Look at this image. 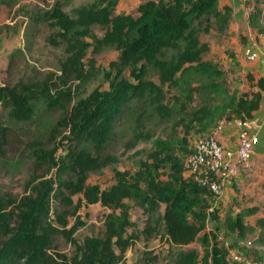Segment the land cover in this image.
<instances>
[{
    "label": "trees",
    "instance_id": "1",
    "mask_svg": "<svg viewBox=\"0 0 264 264\" xmlns=\"http://www.w3.org/2000/svg\"><path fill=\"white\" fill-rule=\"evenodd\" d=\"M119 2L92 0L72 12L56 4L49 13L68 51L62 66L63 84L67 83L66 76L80 82L95 77V54L105 48L117 51L118 58L112 62L117 71L108 90L93 91L70 106L65 105L66 101L71 103L70 89L48 84L42 88L49 104L63 108L60 125L68 130L66 138L73 145L59 158L56 150L40 148L36 152L39 163L48 171L55 169V177H33L29 192L22 196L0 192V264H128L127 251L138 239L126 234L132 225L126 198L134 199L150 215L143 228L148 239L177 248L173 264L264 262V210L257 213L259 209L252 205L246 210L255 214L252 219L246 220L243 211L222 218L211 191L186 170L185 158L165 139L157 138L148 158L133 170H117L108 188L99 190L88 181L91 171L115 162L114 155L103 153L117 137L126 116L150 103L160 118L171 120L172 108L167 105L164 86L182 91L181 82L187 75L204 74L212 79L222 74L216 64L203 60L202 54L209 47L199 39L196 26L203 19H212L224 30L233 15L231 6L221 0H143L136 14L116 13ZM93 24L105 27L102 36L93 32ZM204 29L209 31L210 26ZM150 67L156 70L159 83L147 76ZM127 69L133 78L124 76ZM247 77L251 88L237 97L233 115L217 110L205 91L204 102L177 120L185 127L184 156L193 150L197 138L211 134L222 118L242 114L254 117L263 102L264 75L248 73ZM215 83L211 80L207 86ZM19 86L2 88L5 92L0 97L12 103L11 115L28 119L36 95L28 84ZM194 90H185L189 100ZM173 97L174 101L176 95ZM5 136L6 128L0 121V161L5 157ZM80 141L91 142L94 151H77L74 146ZM78 193L87 202H100L110 209L104 234L87 236L82 243L73 236L77 226L66 228V215L54 206V200L72 203L70 196ZM151 212L158 216L152 219ZM217 219L222 221L219 234L207 230L209 221ZM59 234L75 244L72 255L56 249ZM196 242L200 249L193 245ZM143 258L152 264L158 256L145 251Z\"/></svg>",
    "mask_w": 264,
    "mask_h": 264
},
{
    "label": "rangeland",
    "instance_id": "2",
    "mask_svg": "<svg viewBox=\"0 0 264 264\" xmlns=\"http://www.w3.org/2000/svg\"><path fill=\"white\" fill-rule=\"evenodd\" d=\"M90 1L92 0H0V94L5 92L6 87L21 88L20 83H25L34 88L36 95V99L31 101L33 112L28 119H17L11 115L12 103L9 99L0 97V121L6 128L5 157L0 161V192H12L22 196L29 192V180L33 177L36 176L38 179L55 177V169L48 171L39 163L36 152L40 148L56 150V156L59 158L73 145L66 138L68 130L60 125L63 108L49 104L41 93L45 85H59L61 88L70 89L71 103L65 102L66 106H70L93 91L100 93L108 90L115 79L117 69L112 62L118 58V54L114 48H105L95 54V77L80 82L72 75L66 76L64 78L67 83L63 84L62 66L68 51L64 41L58 36L59 28L53 24L49 13L56 4L67 12H72L73 8ZM142 1L120 0L115 11L136 14ZM245 1L247 4L240 2L245 12L231 18L224 30L218 29L212 19H203L196 26L199 39L209 47L202 54L203 60L216 64L222 70V74L212 79L204 74L187 75L181 82L182 91L176 88L168 90L164 86L167 91V105L172 108L171 120L160 118L150 103H147L144 109L140 108L138 112L126 116L118 127L117 137L110 141L103 153L114 155L115 162L100 170L91 171L88 177L90 183L96 185L99 190L108 188L115 181L117 170H133L141 160L148 158L157 138L169 141L174 152L185 158L181 149L184 145L185 127L176 122L185 116L187 110L202 104L207 96L217 110L224 111L226 115L234 114L233 108L237 97L251 88L247 74L257 76L255 74L261 72L258 66H264V0ZM238 16L240 23L235 20ZM206 25L210 26L209 31H205ZM92 30L98 36H102L105 27L93 24ZM247 47L258 52V59H248L244 53ZM85 67H88L87 64ZM262 73L264 74V71ZM124 76L133 78L130 69L125 71ZM147 76L159 83L156 70L152 67ZM214 79L215 86H207V83ZM192 88L195 89L193 99L189 100L184 92ZM174 95L176 98L173 101ZM259 125L262 137L259 135ZM253 128L257 136L255 147L258 146L254 158L241 169L239 175L228 178L222 196L218 199L214 197V206L218 208L222 218L233 211H243L246 220L252 219L255 214L250 215L246 212L252 205L259 209L257 213L264 210L262 115H257ZM74 148L77 151L85 148L90 153L94 151L92 143L87 141L78 142ZM70 197L72 203L54 200V206L59 213L63 212L66 215V228L77 226L73 233L74 238L82 243L87 236L103 235L105 217L110 209L100 202H87L82 193ZM126 202L130 205L132 220L126 234H134L138 239L127 251L128 264H149L143 258L145 251H151V256L154 254L158 256L152 264H173L177 248L155 238L148 239L149 234L143 232V228L150 215L145 213L134 199L126 198ZM150 214L152 219L158 216L156 212ZM54 221L60 225L57 220ZM221 223L219 219L210 220L207 230L219 234ZM55 242L56 249L68 255H72L76 250L75 244L63 234H59ZM193 245L201 248L198 242Z\"/></svg>",
    "mask_w": 264,
    "mask_h": 264
},
{
    "label": "built area",
    "instance_id": "3",
    "mask_svg": "<svg viewBox=\"0 0 264 264\" xmlns=\"http://www.w3.org/2000/svg\"><path fill=\"white\" fill-rule=\"evenodd\" d=\"M250 60L258 59L259 54L251 47L244 49ZM253 120L246 115L222 118L213 132L200 136L195 147L185 156V168L195 175L200 185L207 187L213 197L223 195L229 177L239 175L247 166L255 153L257 136L251 123ZM233 127L237 134V144L232 146L220 138L225 128ZM244 264H264L263 261L248 260Z\"/></svg>",
    "mask_w": 264,
    "mask_h": 264
},
{
    "label": "crops",
    "instance_id": "4",
    "mask_svg": "<svg viewBox=\"0 0 264 264\" xmlns=\"http://www.w3.org/2000/svg\"><path fill=\"white\" fill-rule=\"evenodd\" d=\"M223 1L224 0H221V2L223 4H227V5L231 6L232 11H233L232 18L235 17V15H238L240 12H243V13L245 12L243 6L240 4V2H243V4H245L246 3L245 0L244 1H242V0L241 1L240 0H225L226 2H223ZM235 20L237 22L239 20V16L237 17V19L235 18ZM237 23H240V22L238 21ZM257 61H260V60H257ZM258 68H260L259 71H261V72L259 74H255V75H257V76L264 75L262 73V71H264V66H258ZM258 114L262 115V118L264 120V96H263V102H262L261 108L254 114V117L251 118L253 120V122L251 123L252 126H254L256 124V118H257ZM253 131H254V128H253ZM258 131H259L260 137H262V134L260 133L261 132V126L259 127ZM220 138L226 144H229V145H232V146H236V144H237V134H236L235 128H233V127L225 128L224 131L222 132ZM257 147L258 146L255 147V151H256ZM253 158H254V155H253Z\"/></svg>",
    "mask_w": 264,
    "mask_h": 264
}]
</instances>
